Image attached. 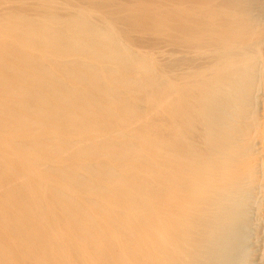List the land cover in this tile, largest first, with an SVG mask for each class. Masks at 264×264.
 Segmentation results:
<instances>
[{
	"label": "bare ground",
	"instance_id": "1",
	"mask_svg": "<svg viewBox=\"0 0 264 264\" xmlns=\"http://www.w3.org/2000/svg\"><path fill=\"white\" fill-rule=\"evenodd\" d=\"M263 58L264 0H0V264L264 262Z\"/></svg>",
	"mask_w": 264,
	"mask_h": 264
},
{
	"label": "rangeland",
	"instance_id": "2",
	"mask_svg": "<svg viewBox=\"0 0 264 264\" xmlns=\"http://www.w3.org/2000/svg\"><path fill=\"white\" fill-rule=\"evenodd\" d=\"M263 59H264V58H263ZM263 67H264V65H263ZM254 203H256V201H255ZM256 204H257V203H256ZM253 226H254V228L256 227V225H253ZM256 228H257V227H256ZM256 233H257V232H256ZM257 235H258V234L255 235L256 240H255V238L253 239V240H255V244L253 245V248H254V249L256 248V251H257V252L254 251V252H253L254 254H253V253L251 254V255H252L251 257H253V258L251 259V257H250V260H251V263H252V264H261V263L264 264V262H263L261 259H260V261H261L260 263H259V260H258V259H259V256H260V254H259V252H260V251H259V250H260V247H259L258 242H256V241H257V240L261 241V240H260V238H259V235H258V236H257ZM257 237H258L259 239H257ZM256 243L258 244V247H259V248H258V247H255V245L257 246ZM260 243H261V242H260ZM254 249H252V250H254ZM256 254L258 255V257H257V256H253V255H256ZM255 257H256V259H255ZM253 259H254V260H253ZM256 261H257L258 263H257ZM253 262H256V263H253Z\"/></svg>",
	"mask_w": 264,
	"mask_h": 264
}]
</instances>
